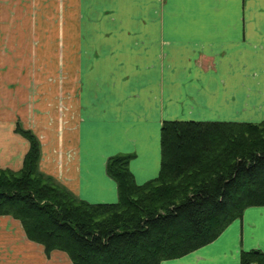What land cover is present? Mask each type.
Masks as SVG:
<instances>
[{
  "label": "crops",
  "instance_id": "0c3cea01",
  "mask_svg": "<svg viewBox=\"0 0 264 264\" xmlns=\"http://www.w3.org/2000/svg\"><path fill=\"white\" fill-rule=\"evenodd\" d=\"M165 120H264V0H0V167L23 166L20 122L44 173L117 202L107 160L131 154L138 184L157 177ZM251 250L264 253V206L161 264H241ZM0 264L75 263L0 215Z\"/></svg>",
  "mask_w": 264,
  "mask_h": 264
},
{
  "label": "trees",
  "instance_id": "16d2710c",
  "mask_svg": "<svg viewBox=\"0 0 264 264\" xmlns=\"http://www.w3.org/2000/svg\"><path fill=\"white\" fill-rule=\"evenodd\" d=\"M30 147L19 170L0 167V215L19 219L46 252L75 264H161L212 241L250 206H264V120H165L161 169L138 184L133 155L109 157L117 202L79 198L40 169L39 137L17 123ZM264 264L261 250L241 264Z\"/></svg>",
  "mask_w": 264,
  "mask_h": 264
},
{
  "label": "rangeland",
  "instance_id": "374dc122",
  "mask_svg": "<svg viewBox=\"0 0 264 264\" xmlns=\"http://www.w3.org/2000/svg\"><path fill=\"white\" fill-rule=\"evenodd\" d=\"M4 53L6 52V51H3ZM17 52V51H16ZM15 54V52L14 51H12V58H16V55H14ZM34 55H35V57L37 58V56H38V53L36 52V53H33ZM42 54H44V57L46 56V58H47V55H48V51L47 50H43L42 51ZM50 56V55H49ZM48 56V57H49ZM47 61H49V59H47ZM37 66L35 65V66H32L31 67V72H32V74H34V73H41V72H45V70H42V71H40L39 69H37L36 68ZM50 67V64L48 63V67L46 68V69H48ZM15 68V67H14ZM51 69V68H50ZM60 72H62V71H60ZM32 130V129H31ZM33 131V130H32ZM15 132L16 133H18L16 130H15ZM34 132V131H33ZM35 133V132H34ZM20 134V133H19ZM36 134V133H35ZM37 135V134H36ZM23 136V135H22ZM24 137V136H23ZM27 139V138H26ZM28 140V139H27ZM29 141V140H28ZM30 143V142H29ZM26 156V155H25ZM25 158V157H24ZM2 168V167H1Z\"/></svg>",
  "mask_w": 264,
  "mask_h": 264
}]
</instances>
